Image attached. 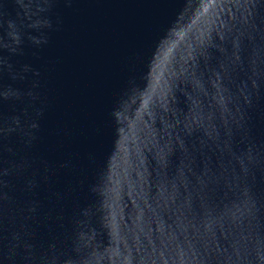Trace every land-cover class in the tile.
Instances as JSON below:
<instances>
[{"label": "water", "instance_id": "95a60500", "mask_svg": "<svg viewBox=\"0 0 264 264\" xmlns=\"http://www.w3.org/2000/svg\"><path fill=\"white\" fill-rule=\"evenodd\" d=\"M264 183V0H0V264Z\"/></svg>", "mask_w": 264, "mask_h": 264}]
</instances>
